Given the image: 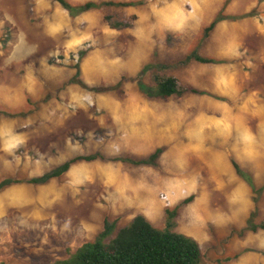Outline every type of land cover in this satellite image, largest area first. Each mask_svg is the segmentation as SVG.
Masks as SVG:
<instances>
[{
    "label": "rangeland",
    "instance_id": "374dc122",
    "mask_svg": "<svg viewBox=\"0 0 264 264\" xmlns=\"http://www.w3.org/2000/svg\"><path fill=\"white\" fill-rule=\"evenodd\" d=\"M67 1L136 5L72 17L55 0H0V182L40 177L78 156L104 159L0 192V264L67 259L106 219L120 229L143 215L163 229L176 207L174 231L197 240L207 264H264V231H247L251 215L241 213L248 199L264 223V0ZM221 10L227 19L205 38ZM107 17L131 26L113 29ZM194 52L220 63L188 60ZM150 65L204 94L149 98ZM210 134L229 150V171L236 160L258 190L249 185L243 198L229 190V228L195 219L184 178V151ZM157 149V166L120 161Z\"/></svg>",
    "mask_w": 264,
    "mask_h": 264
},
{
    "label": "trees",
    "instance_id": "16d2710c",
    "mask_svg": "<svg viewBox=\"0 0 264 264\" xmlns=\"http://www.w3.org/2000/svg\"><path fill=\"white\" fill-rule=\"evenodd\" d=\"M55 1L68 11L72 17L82 16V14L101 10L105 7L127 8L136 5L134 2H87L85 4L73 5L67 0ZM222 12L223 10L205 29V38L209 37L218 24L227 19ZM107 21H109L113 29L131 26L129 23H112L111 17H107ZM188 60H194L202 64L220 63L216 59L205 58L197 52L189 55ZM166 69L165 65H150L147 67L146 70L153 73V85L143 86V90L149 98L167 100L186 93L204 94L193 87H182L177 78L162 74L161 72ZM162 153V149H157L148 159H123L120 161L131 163L135 166H157ZM101 159H104V156L101 154L78 156L40 177L29 180L7 178L0 182V192L21 183L33 185L47 184L67 174L77 162L91 163ZM231 162L236 174L247 182L255 192H258L255 189L252 176L236 160H232ZM190 200H186L184 204L189 203ZM178 214V207L173 210H167L166 225L163 229L155 227L143 215L134 217L127 226L120 229L116 221L110 222V220L106 219L104 223L105 227L94 241L83 244L76 252L71 253L69 258L56 261L52 264H207L197 240L191 236L174 231ZM255 216L256 212H252L247 222L246 230L252 233L264 231V223L257 224ZM218 264H222V261H218Z\"/></svg>",
    "mask_w": 264,
    "mask_h": 264
},
{
    "label": "crops",
    "instance_id": "0c3cea01",
    "mask_svg": "<svg viewBox=\"0 0 264 264\" xmlns=\"http://www.w3.org/2000/svg\"><path fill=\"white\" fill-rule=\"evenodd\" d=\"M214 138L217 134H210L208 139L203 137L199 147L193 148V151L188 149L187 153L184 151L182 166L184 178H188V189L195 195L194 207L196 212L197 207L199 211L195 219L203 226L215 224L217 228H229V190H235L237 197L243 198L249 195L250 187L232 170L229 171V150L218 149L212 142ZM225 139L223 145L226 147L229 145V133H226ZM248 203V199L243 202L241 212L246 216L251 215Z\"/></svg>",
    "mask_w": 264,
    "mask_h": 264
}]
</instances>
